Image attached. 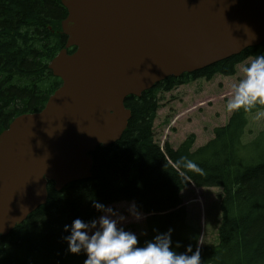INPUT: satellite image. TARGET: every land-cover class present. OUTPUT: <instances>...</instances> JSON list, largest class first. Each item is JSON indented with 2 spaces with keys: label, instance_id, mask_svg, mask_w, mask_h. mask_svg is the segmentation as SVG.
Masks as SVG:
<instances>
[{
  "label": "trees",
  "instance_id": "obj_1",
  "mask_svg": "<svg viewBox=\"0 0 264 264\" xmlns=\"http://www.w3.org/2000/svg\"><path fill=\"white\" fill-rule=\"evenodd\" d=\"M67 15L62 0H0V135L16 118L40 112L60 87L49 64L66 45L61 25ZM261 54L264 42L201 71L170 77L141 97H128L131 119L120 141L92 154L90 180L60 192L49 183L46 205L1 238L0 264H84V254L68 252L63 237L70 233L64 226L76 218H98L93 200L105 206L135 201L146 217L140 246L171 228L175 251L183 253L189 244L195 251L201 232L189 223L182 199L191 185L222 190L218 240L200 248L202 264H264V129L243 141L248 116L264 111V105L233 112L196 150L194 134L177 149L170 143L161 147L154 127L161 95L199 79L233 77L238 65ZM182 156L203 173L183 169L177 163Z\"/></svg>",
  "mask_w": 264,
  "mask_h": 264
},
{
  "label": "water",
  "instance_id": "obj_2",
  "mask_svg": "<svg viewBox=\"0 0 264 264\" xmlns=\"http://www.w3.org/2000/svg\"><path fill=\"white\" fill-rule=\"evenodd\" d=\"M62 86L0 135V240L57 192L88 181L92 154L123 136L128 97L264 42V0H62ZM76 48L69 55L67 50Z\"/></svg>",
  "mask_w": 264,
  "mask_h": 264
},
{
  "label": "rangeland",
  "instance_id": "obj_3",
  "mask_svg": "<svg viewBox=\"0 0 264 264\" xmlns=\"http://www.w3.org/2000/svg\"><path fill=\"white\" fill-rule=\"evenodd\" d=\"M249 61L239 65L235 77L218 75L211 82L199 79L161 95V109L154 124L155 141L161 147L170 143L177 149L189 135L194 134L196 142L193 149L196 150L213 139L214 129L226 125L229 120L232 112L226 111V103L233 95V85L244 76L243 69ZM258 113L248 116L244 142L252 141L264 129V115L258 116ZM221 194V189H198L194 185L182 192L189 223L200 229L201 246L217 243V230L221 221ZM130 203L121 202L111 206L126 217L121 226L139 237L146 232V217L136 222L127 212Z\"/></svg>",
  "mask_w": 264,
  "mask_h": 264
},
{
  "label": "clouds",
  "instance_id": "obj_4",
  "mask_svg": "<svg viewBox=\"0 0 264 264\" xmlns=\"http://www.w3.org/2000/svg\"><path fill=\"white\" fill-rule=\"evenodd\" d=\"M243 72L244 76L233 85V95L225 106L230 113L264 105V54L251 58ZM257 115H264V112ZM177 163L185 170L203 173V169L187 157H180ZM92 204L100 213L98 218L90 221L76 218L70 226H64V231L70 233L63 237L68 252L84 254L87 257L84 264H202V239L197 241L195 251L189 244L185 252L178 253L171 239L173 230L169 228L140 246L137 235L121 226L126 219L121 212L95 200ZM127 212L136 222L145 218L135 201L128 205ZM176 247H180L179 242Z\"/></svg>",
  "mask_w": 264,
  "mask_h": 264
}]
</instances>
